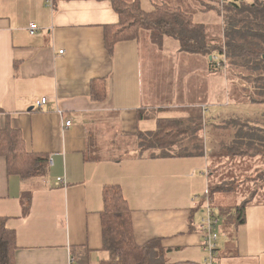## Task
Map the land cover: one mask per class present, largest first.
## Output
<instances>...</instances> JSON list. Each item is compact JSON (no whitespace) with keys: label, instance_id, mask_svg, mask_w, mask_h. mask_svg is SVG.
Wrapping results in <instances>:
<instances>
[{"label":"crops","instance_id":"crops-1","mask_svg":"<svg viewBox=\"0 0 264 264\" xmlns=\"http://www.w3.org/2000/svg\"><path fill=\"white\" fill-rule=\"evenodd\" d=\"M46 1L0 0V130L20 129L26 150L49 158L42 176L21 178L8 175L0 156V217L15 232V264H71V247L88 248L87 264L106 260L102 190L114 184L132 211L138 245L158 240L166 264H205L202 197L236 175L235 191L211 197L219 213L215 261L264 264V184L253 176L264 165L255 157L232 162L223 150L233 137L230 122L264 119L263 113L244 119L238 111L264 104L246 100L247 85L230 78L224 67L212 70L209 57L201 54L193 66L203 72L197 82L180 85L186 100L178 103L177 81L159 64L164 55L152 53V67L144 69L139 37L116 43L111 53L105 48V27L119 21L109 1L52 0V7ZM153 1L146 9L140 3L142 11L161 2L172 5ZM31 24L37 26L33 35ZM146 33L144 41L151 43ZM43 98L46 104L38 108ZM192 111L204 123L202 156L139 154V133L155 131L160 120L187 119ZM208 126L220 132L215 129L219 134L205 142ZM217 159L227 163H220L222 178L213 175ZM258 185L244 223L237 225L235 215L223 211L239 207ZM26 196L30 207L23 215Z\"/></svg>","mask_w":264,"mask_h":264},{"label":"trees","instance_id":"trees-1","mask_svg":"<svg viewBox=\"0 0 264 264\" xmlns=\"http://www.w3.org/2000/svg\"><path fill=\"white\" fill-rule=\"evenodd\" d=\"M107 1L119 16L116 25L105 27L104 44L109 53L118 42L136 40L141 30L149 32L150 37L157 42L163 37H171L179 42L182 51L207 55L209 58L215 54L223 56L224 59H211V69L226 68L230 78L247 85L246 100L264 104V0H222L225 5L224 22L221 32L217 34H211L205 26L194 24L189 14L167 3L155 4L151 11L145 12L142 11L140 0ZM203 124L199 114L187 119L160 120L155 131L138 134L137 150L140 155L150 154L151 158L202 156ZM228 126L234 129V133L223 147L226 156L231 159L258 157L264 165V119L251 122L234 120ZM156 152H159L157 156ZM0 156L5 158L8 175L21 178L42 176L48 167L49 158L28 152L20 129L10 126L0 130ZM259 174L256 177L262 180L263 185L264 171ZM233 184L234 181L223 182L208 188L206 194L212 202L211 197L216 193L235 191ZM258 187L255 186L249 199L239 207L223 211L235 215L237 225L244 223L246 205ZM102 201L100 218L103 251L107 259L101 264H166L158 240L143 245L135 242L132 211L119 186L104 187ZM29 207L30 196H26L22 199L23 215L28 213ZM202 212L204 214L203 209ZM214 214L217 218L215 210ZM6 220L0 217V264H15V232L6 226ZM69 253L71 264H87L88 248L71 247Z\"/></svg>","mask_w":264,"mask_h":264},{"label":"rangeland","instance_id":"rangeland-1","mask_svg":"<svg viewBox=\"0 0 264 264\" xmlns=\"http://www.w3.org/2000/svg\"><path fill=\"white\" fill-rule=\"evenodd\" d=\"M155 1H164V2L169 1L172 5L178 6L182 12L189 14L191 16V20L192 22H194V24L201 25L203 27L205 26V28L208 29V31L211 34L215 33V30L217 32H220V29H221L220 24L224 22L223 21V9L225 8L224 7L225 5L223 2L221 3L219 0L217 2L214 0L201 1L203 8L207 10H201L202 6L199 0H155ZM149 2H154V1L153 0H140V3H142L145 7L144 9L147 8L146 4ZM208 8L210 9L208 10ZM210 29H212V31ZM146 32L147 31H143V30L138 32V36L141 40V46H142V49L139 50V54L143 55L140 68L148 69L152 67V62H154L152 53L158 54L159 57L164 55L165 58L163 60L160 59L159 64L161 63L162 69L168 70L171 73V75L172 74L174 75L172 79H175L177 81L176 84L174 85V92H175L174 94L177 93L175 96L181 95L184 88L181 87L180 85H183L184 83H186L187 80L196 81L197 77L200 78L199 72H203V69H204L203 67L193 66V59L195 58V56H198V53H188V52L182 51V49L179 46V42L171 37H163L162 40L160 41L158 40L159 42H157L156 39H153L157 43L153 41L151 43L144 41L149 38V37H146L147 36ZM177 48L179 49L177 50ZM220 57H221L220 54H215L214 56H212L213 59L214 58L219 59ZM197 63H198V59L196 61V65H198ZM212 80L215 81V79H212ZM184 99L186 100L185 96L181 95V97L177 99V102L184 104ZM262 106L263 108H260L258 104L257 105L248 104V107L244 105V108L238 111L240 114L239 116L243 115L244 119L246 118L253 119V120L258 119L262 116V113L264 114V105ZM194 113L195 111H192L193 115ZM215 129L219 131L220 128H214L211 130L210 126L207 127V132L205 131L206 132L205 142H209L211 140V134L213 132H215L216 134H219L217 133V130ZM203 145H204V142H203ZM239 159H252V158H247V157L234 158L232 159V162L238 163L240 161ZM258 160L260 159L258 158ZM222 161H223L222 164H227L226 160H222ZM222 161H218L217 159L213 161L215 163H212V168L214 170L213 175L215 177L222 178V175H223L222 172L224 170V168L221 167V164H220ZM260 161L262 162V160ZM205 171H206L205 172L206 175L209 174L210 172V170L209 171L205 170ZM257 174L260 175L259 173ZM255 175L253 176L256 177ZM237 177L238 175L235 176V178ZM235 178H233V181H236V183L239 182V180ZM114 185L117 186L118 184H114ZM259 185L261 186V183H259ZM214 209H215L216 215L219 216V213L216 212V207Z\"/></svg>","mask_w":264,"mask_h":264},{"label":"built area","instance_id":"built-area-1","mask_svg":"<svg viewBox=\"0 0 264 264\" xmlns=\"http://www.w3.org/2000/svg\"><path fill=\"white\" fill-rule=\"evenodd\" d=\"M221 3L222 0H219ZM51 7H52V0L46 1ZM37 30V26L35 24H31L29 27V33L30 35L35 34ZM215 60V58H214ZM46 104V99H41L40 101L36 102V106L38 108H42ZM71 123L68 121L64 124L65 127H69ZM59 183H64L61 178L57 179ZM204 204H203V210H204V217L201 219V225H200V233L203 240V249L206 252V258H205V264H216L215 258H216V247L217 246V240H218V218H216L213 210V205L208 194L205 195L204 198Z\"/></svg>","mask_w":264,"mask_h":264},{"label":"water","instance_id":"water-1","mask_svg":"<svg viewBox=\"0 0 264 264\" xmlns=\"http://www.w3.org/2000/svg\"><path fill=\"white\" fill-rule=\"evenodd\" d=\"M211 59H212V58L210 57L209 60L211 61Z\"/></svg>","mask_w":264,"mask_h":264}]
</instances>
